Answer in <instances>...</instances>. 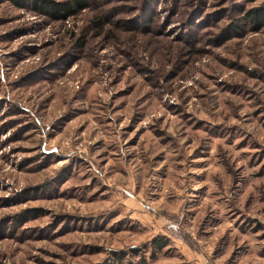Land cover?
Here are the masks:
<instances>
[{"label": "rangeland", "instance_id": "374dc122", "mask_svg": "<svg viewBox=\"0 0 264 264\" xmlns=\"http://www.w3.org/2000/svg\"><path fill=\"white\" fill-rule=\"evenodd\" d=\"M261 4L0 0V264H264Z\"/></svg>", "mask_w": 264, "mask_h": 264}, {"label": "trees", "instance_id": "16d2710c", "mask_svg": "<svg viewBox=\"0 0 264 264\" xmlns=\"http://www.w3.org/2000/svg\"><path fill=\"white\" fill-rule=\"evenodd\" d=\"M16 4L23 3L26 0H13ZM31 3V6L34 9H40V11H43L44 13L48 14L51 17L54 18H60L65 17L67 14L72 13L76 9L85 8L88 4V0H65V2L58 3L54 2L53 0H27ZM253 1V0H251ZM148 11V21L152 22L153 19H155L156 11L154 9H149ZM239 22H237L234 26L236 28H241L242 25H251L256 29H259L260 27L264 26V4H261L256 7H251L245 10L243 16L238 19ZM97 26L100 25V20H98L95 23ZM235 28V29H236ZM232 29V28H231ZM228 30L229 32L231 31ZM161 239H155L154 244H157V246H161L163 243H161Z\"/></svg>", "mask_w": 264, "mask_h": 264}]
</instances>
